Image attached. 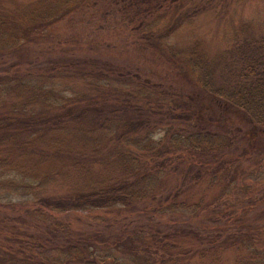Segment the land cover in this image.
<instances>
[{
    "label": "rangeland",
    "instance_id": "obj_1",
    "mask_svg": "<svg viewBox=\"0 0 264 264\" xmlns=\"http://www.w3.org/2000/svg\"><path fill=\"white\" fill-rule=\"evenodd\" d=\"M60 1L0 0L2 23L27 29L17 19L24 9ZM64 8L43 33L0 58V83L32 74L51 76L59 91L70 87L74 100L98 115L92 123L69 121V141L74 124L94 127L107 116L124 126V138L146 132L163 149L168 135L187 123L175 116L186 112L187 95L204 94L190 69L193 59L208 67L212 85L225 88L251 61L264 63V0H72ZM198 101L206 109L198 112L201 127L229 142L220 159L201 167L186 154L170 152L163 161L148 155L145 166L127 175H117L107 160L113 138L100 140L95 161L69 149L61 165L57 148L38 149L62 133L47 131L44 117L52 108L38 104L34 111L42 116L26 125L16 120L21 112L2 120L13 138L0 141V159L16 168L0 176L13 184H0V264H60L64 255L71 257L66 264H264V129L239 110ZM10 102L0 91V117L9 116ZM137 106L147 110L136 113ZM30 129L33 135L23 133ZM32 136L31 146L14 143ZM142 172L157 176L155 183L129 205L51 209L75 190L135 181ZM238 224L250 225L249 233L237 235Z\"/></svg>",
    "mask_w": 264,
    "mask_h": 264
},
{
    "label": "trees",
    "instance_id": "obj_2",
    "mask_svg": "<svg viewBox=\"0 0 264 264\" xmlns=\"http://www.w3.org/2000/svg\"><path fill=\"white\" fill-rule=\"evenodd\" d=\"M67 1L72 0H61L56 6H49L44 9H39L36 12H29L24 9L20 14L21 16L17 19H21L28 25H31L27 27V29H21L20 27L15 28L14 26H8V28H6L0 16V58L7 53H12L18 49V47H21L23 43L30 40L31 36H37L43 33L46 27L63 13ZM258 63L262 64H260V68H258ZM190 69L196 73V77L199 78L198 80L204 94L201 96L187 95L191 103L187 106L186 112L182 109L185 113H178L175 115L177 117L184 116V118L187 119V123L176 133L168 135V139L165 140L167 146L163 147V149H160L161 144L157 148L156 142L153 141L151 137L147 136L146 132L140 136L124 138V136L128 135H124V126H120L121 124H118V122L108 120L107 116H105L103 120L101 118L98 124L93 123L94 127L88 124H83L86 126L74 124L73 128L70 129L71 134L69 137L72 139L69 141V139L66 138L67 130H65V128L69 126V121L92 123V117L98 115V112L93 108L85 109L86 107L78 103L77 100H74L72 94L75 92H73L70 87H62L59 91L58 87L60 86L55 84L51 76L40 77L36 75V77L32 74H26L24 77H7L4 83H0V91H5L10 95L11 102L8 105L12 109H10L11 112L7 113L9 116L5 115L4 117H0V141L13 138V133L3 130L5 122H1L2 120L8 118L15 120L18 115H15L14 112H21L22 117L20 119L16 118L18 123L26 125L28 121L36 122L30 118L33 115L42 116V113H39L38 110L34 111V107L40 104L43 106L42 109L52 108L54 110L50 115H45L46 118L44 117V122L48 121L47 123L49 124L47 131L56 130L62 132L60 135L58 134L59 137H54V140H57L54 144L52 140L47 141V143L45 142V145L51 144V146L59 150L60 153L57 155L58 159L56 158L55 160H58L59 164H64L68 161L67 151L69 149L75 150L78 156L91 157L93 161H95L97 157L101 159L100 140L103 138L107 140L113 138L111 142L113 144L108 149L109 152L106 156L109 164L117 171V175L119 170L125 175L135 171L138 172V168L146 165L143 158L148 157V155H150V161H156L158 158H162L161 160L163 161V159H167L170 156L167 155L170 152L171 154L176 153L177 155H189L191 159L194 160V163L200 164L201 167L202 165L206 166L215 159H220V156L228 148L229 142L226 141L222 134L209 131L206 127H201V119H199L198 112H206V109L200 107V103L199 101L197 102V100L202 97L207 101H213L216 106L230 107L239 110L254 125L259 126L260 129H264V63L262 61H257L256 63L251 61V64L245 65V68H242L239 73V78L234 79L232 85L227 88L212 85L208 67L200 64L199 61L193 59ZM250 74H254V76L251 77ZM88 85L92 84L88 83ZM145 88V86L140 87L137 91L138 95L141 92L144 93ZM62 89H64V91H62ZM64 92H68V94ZM75 98L78 99L79 94H76ZM135 110L136 113H141L142 111L145 112L147 109L137 106ZM193 116L194 119H192ZM148 122V119L136 121L133 127L146 126ZM54 124L55 126H53ZM59 126L61 127L59 128ZM43 130L45 129L43 128ZM23 133H27L31 136L35 133V130L30 129ZM30 138L31 139L22 141L16 140L14 143L17 147L23 145L31 146L33 143L31 141L35 139V136ZM104 143L106 144V142ZM124 144H130L131 148H125L123 146ZM48 145H41L38 149L47 150L50 148ZM130 149L132 151L135 149L134 154ZM45 156H43L44 159H42L46 161L45 167H50L51 164L47 159L48 157L45 158ZM0 160H2V162L0 161V176L8 177L12 175L13 173H11V171L14 166H12V164L9 166L8 164L6 165V160L4 158ZM84 164L86 163L82 162V166ZM45 173L41 171L37 175L42 177ZM156 177L157 176H154L153 173L149 174V172H145L143 174L142 172L139 179L135 181H126L121 178L109 184L106 183L96 187L82 189L84 191L78 189L73 192V198H71V196L69 198H62L64 204L61 201V204H59L61 205L60 207L56 205L58 208L53 207L52 209L58 210L59 212L68 210L86 212L95 207L129 205L134 200L143 199L151 193V188L155 183ZM5 179L6 183L0 181V184L11 185V187H13L11 182L12 179ZM241 221L242 220L239 222ZM55 223L56 225H54ZM50 225L53 230H55L58 225L60 226L57 222ZM236 228H238L236 231L237 235L248 234L250 225L238 224ZM60 252H62V250ZM65 256L66 255L61 258L60 264H66L70 260L71 257Z\"/></svg>",
    "mask_w": 264,
    "mask_h": 264
},
{
    "label": "bare ground",
    "instance_id": "obj_3",
    "mask_svg": "<svg viewBox=\"0 0 264 264\" xmlns=\"http://www.w3.org/2000/svg\"><path fill=\"white\" fill-rule=\"evenodd\" d=\"M25 23V22H24ZM43 128V127H42ZM50 135V134H49ZM41 138V137H40ZM37 139V138H36ZM32 142V141H31ZM30 143V142H29ZM36 143H38V142H36ZM41 146V145H40ZM17 160V159H16ZM22 161H23V159H21ZM20 161V160H19ZM21 162V161H20ZM23 163V162H22ZM5 168V167H4ZM20 170V169H19ZM18 170V171H19ZM32 171V170H31ZM21 172V171H20ZM18 173V172H17ZM33 173H35V172H33ZM29 174V173H28ZM23 175V174H22ZM82 191H84V190H82ZM86 191V190H85ZM75 194V193H74ZM69 197V196H68ZM71 198H73V197H71ZM61 205H59V207H60ZM57 207V206H56ZM52 209V208H51ZM104 209V208H103ZM53 210V209H52ZM58 211V210H57ZM61 211V210H60ZM62 212V211H61ZM83 213V212H82Z\"/></svg>",
    "mask_w": 264,
    "mask_h": 264
}]
</instances>
